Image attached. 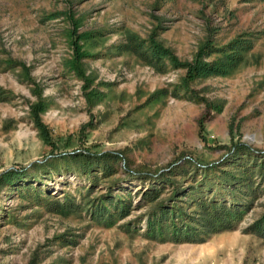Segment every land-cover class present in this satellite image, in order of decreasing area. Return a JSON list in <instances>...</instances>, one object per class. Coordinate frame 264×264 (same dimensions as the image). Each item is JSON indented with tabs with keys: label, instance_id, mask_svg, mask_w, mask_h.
I'll return each instance as SVG.
<instances>
[{
	"label": "rangeland",
	"instance_id": "rangeland-1",
	"mask_svg": "<svg viewBox=\"0 0 264 264\" xmlns=\"http://www.w3.org/2000/svg\"><path fill=\"white\" fill-rule=\"evenodd\" d=\"M150 39L182 62L248 49L190 79L133 50ZM260 154L264 0H0V176L23 173L0 180V264H264V179L222 173Z\"/></svg>",
	"mask_w": 264,
	"mask_h": 264
},
{
	"label": "trees",
	"instance_id": "trees-1",
	"mask_svg": "<svg viewBox=\"0 0 264 264\" xmlns=\"http://www.w3.org/2000/svg\"><path fill=\"white\" fill-rule=\"evenodd\" d=\"M243 44V43H242ZM239 42L232 47L230 50L231 53L227 55V57L224 58V60L218 62V61H209L206 59V57L210 54L203 53L196 56V58L193 61H186L182 62L180 59L174 55V53L166 48L163 44L158 43L154 39H150L149 45H146L144 47V44L137 43L135 44L133 50L135 52L140 53L142 58L147 60L150 64L154 65L156 68H158L161 71H164L166 69V61L169 60L170 64L173 66V68H185L187 69V77L190 79L198 78V77H207L210 75H225L230 73L238 64L241 62L243 57V50L248 49V45H242ZM247 44V43H246ZM43 110V107L39 105V107H34V119L36 123V127L39 130V133L44 140V142L50 146L53 147L52 150L55 151L56 144L54 142V139L51 135L49 127L43 122V120L40 117V112ZM236 151L241 152L242 154H252V151L249 146L238 143L235 145ZM256 159L253 161L247 160L245 163H240L239 168L242 170V175L240 177H237L236 174H232L229 172L228 169H222V173L225 174V180L228 186H231L232 188H236L239 186V184L244 185L245 187L247 183H249V180L254 172H257L261 175V178L264 179V154H260L258 156L254 155ZM81 157H86L89 161H104V162H111L118 160V156L112 154V153H105L102 155L98 154H89V153H80L75 154L72 156V159H79ZM253 157V156H252ZM250 162V163H249ZM91 166V162H88V167ZM229 172V173H228ZM21 170L18 169H11L8 171H5L1 174L0 180L1 181H8L15 178L21 177ZM243 187V186H242ZM157 197L155 195L152 200H154ZM112 200V199H104L103 202ZM210 203V209L208 210L205 215L212 216V213H216L217 206H219L220 202L219 200L211 201L209 199ZM207 201H204V206L207 207L208 204H206ZM120 205V203H119ZM117 212L120 217H125L129 213V210L127 209V206L125 204L121 205V208L118 209V205L116 206ZM223 210L226 213H229L230 211L233 212L232 206H230V203L223 204ZM230 210V211H229ZM216 211V212H215ZM215 217V216H214ZM189 224L190 221H187ZM254 231H257L260 236L264 237V215L255 223L253 226Z\"/></svg>",
	"mask_w": 264,
	"mask_h": 264
}]
</instances>
